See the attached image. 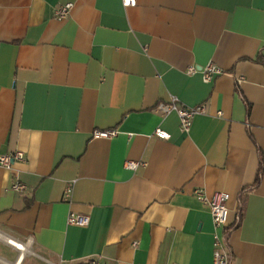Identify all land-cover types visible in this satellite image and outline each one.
<instances>
[{
	"label": "crops",
	"instance_id": "obj_1",
	"mask_svg": "<svg viewBox=\"0 0 264 264\" xmlns=\"http://www.w3.org/2000/svg\"><path fill=\"white\" fill-rule=\"evenodd\" d=\"M173 99L205 104L188 132L158 107ZM17 150L0 264H214L196 189L229 195L231 263L264 264V0H0V155Z\"/></svg>",
	"mask_w": 264,
	"mask_h": 264
},
{
	"label": "built area",
	"instance_id": "obj_2",
	"mask_svg": "<svg viewBox=\"0 0 264 264\" xmlns=\"http://www.w3.org/2000/svg\"><path fill=\"white\" fill-rule=\"evenodd\" d=\"M124 5H134L136 0H122ZM73 7V2L68 1L58 8L57 15L59 18H64L70 14ZM198 71L196 66H190L188 68L189 73H194ZM199 71L202 73L204 80L211 81L217 75L223 72V69L214 62H209L205 66H202ZM158 107L164 112H168L174 109L178 112L180 118V128L184 132L190 130L193 117L206 111L205 104L197 105H179L175 99L171 103L161 102ZM118 130L116 128L107 129H96L93 132L94 136L97 137H112L116 135ZM154 134L160 138H169L170 134L161 127L155 129ZM24 153L20 150L15 152L5 153L0 155V164L6 168H11L15 160H23ZM141 164L138 160L128 159L125 162V166L130 169H137ZM12 188L18 191H24L26 189V184L18 179L12 183ZM67 192L71 191V185L67 187ZM195 194L197 197L208 204L211 209V214L215 226L214 232V264H232L229 258V253L226 249V244L224 238L220 234L219 230L223 228L228 220V207L227 200L229 195L224 191H215L211 197L206 195L203 189H196ZM68 223L77 225H87L90 221L88 214H82L77 212H70L68 215ZM18 248H23L22 243L15 245ZM5 264H17L16 262H5ZM90 264H100L98 260H92Z\"/></svg>",
	"mask_w": 264,
	"mask_h": 264
},
{
	"label": "bare ground",
	"instance_id": "obj_3",
	"mask_svg": "<svg viewBox=\"0 0 264 264\" xmlns=\"http://www.w3.org/2000/svg\"><path fill=\"white\" fill-rule=\"evenodd\" d=\"M9 243L13 244V245H17L18 243L13 241V240H9Z\"/></svg>",
	"mask_w": 264,
	"mask_h": 264
}]
</instances>
